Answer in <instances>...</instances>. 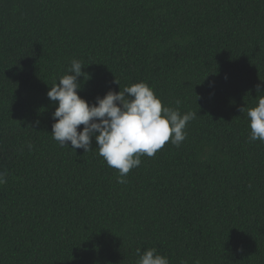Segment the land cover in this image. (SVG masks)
<instances>
[{
	"label": "trees",
	"instance_id": "16d2710c",
	"mask_svg": "<svg viewBox=\"0 0 264 264\" xmlns=\"http://www.w3.org/2000/svg\"><path fill=\"white\" fill-rule=\"evenodd\" d=\"M73 59L90 105L139 82L180 100L197 113L186 140L126 184L61 147L47 92ZM261 81L264 0H0V264H136L153 247L170 264H264V143L239 111Z\"/></svg>",
	"mask_w": 264,
	"mask_h": 264
},
{
	"label": "clouds",
	"instance_id": "9594fccd",
	"mask_svg": "<svg viewBox=\"0 0 264 264\" xmlns=\"http://www.w3.org/2000/svg\"><path fill=\"white\" fill-rule=\"evenodd\" d=\"M82 69V62L73 59L67 73L60 76L47 92L50 101L58 102L52 114L55 122L51 137L61 147L69 148L70 142L74 152L76 149H83L85 153L96 151L110 168L118 170L117 183L126 184L130 170L141 164V156L152 157L169 141L180 147L186 140L185 129L196 119L197 113L182 114L180 100L175 101L176 108L164 106L146 83L139 82L119 92L109 90L90 105L78 95L82 88L78 78L90 79ZM115 83L118 84L116 80ZM260 89L258 84L257 91ZM239 111L246 112L248 141L264 143V95L257 98L254 107H242ZM81 125L83 129L78 131ZM93 139L98 146L95 150L91 149ZM31 147L29 144V150ZM6 177L7 173L0 172V185L7 182ZM136 254V264H170L168 257L159 254L154 247L143 252L137 248ZM194 264H200V261L196 260Z\"/></svg>",
	"mask_w": 264,
	"mask_h": 264
}]
</instances>
